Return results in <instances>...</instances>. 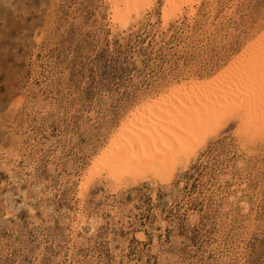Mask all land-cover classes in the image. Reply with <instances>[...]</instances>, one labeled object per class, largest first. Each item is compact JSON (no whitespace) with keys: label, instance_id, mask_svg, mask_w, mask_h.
Listing matches in <instances>:
<instances>
[{"label":"rangeland","instance_id":"374dc122","mask_svg":"<svg viewBox=\"0 0 264 264\" xmlns=\"http://www.w3.org/2000/svg\"><path fill=\"white\" fill-rule=\"evenodd\" d=\"M163 4L122 26L113 0H0V264H264V134L241 113L169 179L95 170L137 114L264 41V0L167 23Z\"/></svg>","mask_w":264,"mask_h":264},{"label":"bare ground","instance_id":"6f19581e","mask_svg":"<svg viewBox=\"0 0 264 264\" xmlns=\"http://www.w3.org/2000/svg\"><path fill=\"white\" fill-rule=\"evenodd\" d=\"M113 1L112 21L125 26L141 18L155 0ZM194 1L164 0L165 23L178 17L184 5ZM239 63L223 86L177 90L137 114L120 130L119 137L114 139L95 170H106L108 178L119 182L127 174L135 175L147 169L162 179H169L176 165L188 164L208 134L228 119L238 118L239 113L253 136L264 134V41L248 50Z\"/></svg>","mask_w":264,"mask_h":264}]
</instances>
